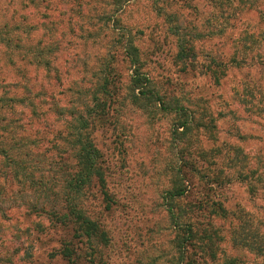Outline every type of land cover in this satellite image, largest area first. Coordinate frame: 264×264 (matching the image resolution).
Returning a JSON list of instances; mask_svg holds the SVG:
<instances>
[{
    "label": "rangeland",
    "instance_id": "obj_1",
    "mask_svg": "<svg viewBox=\"0 0 264 264\" xmlns=\"http://www.w3.org/2000/svg\"><path fill=\"white\" fill-rule=\"evenodd\" d=\"M106 14H115L117 21ZM129 43L138 48L135 65L124 56ZM187 48L193 52L185 53ZM178 53L193 63L184 67ZM232 55L240 64L232 61L223 69ZM262 62L264 0H0V93L4 81L12 82L18 73L36 93L41 85H53L58 72L65 84L75 82L74 89L91 87L92 100L100 94L101 72L109 63L115 75L109 94L117 100L107 102L109 125L92 135L106 160L112 203L107 209L104 195L93 186L88 210L105 239L92 238L91 247L75 243L81 259L74 263L57 255V229L33 211L28 196L23 198L17 182L6 181L0 168V264H178L183 229L169 211L174 204L191 216L192 199L171 201L166 191L184 180L200 197L204 187L216 188L228 209L225 221L216 215L211 221L218 261L236 257L240 264H264L258 251L264 246V191L255 193L246 177L256 158L264 160ZM138 66L152 79L151 89L178 97L165 100L169 107L184 105L186 112L134 102L130 94ZM6 90L12 94L16 87ZM62 90L57 84L48 92L61 100ZM187 118L194 124L178 131ZM26 134L13 137L14 142L27 138L14 151L29 152L27 160L39 157L28 162L31 171L35 160L45 162L55 138L47 134L42 141L34 131ZM233 159L247 167L234 165ZM208 217L199 220L207 224ZM240 232L252 239L255 250L245 247Z\"/></svg>",
    "mask_w": 264,
    "mask_h": 264
},
{
    "label": "trees",
    "instance_id": "obj_2",
    "mask_svg": "<svg viewBox=\"0 0 264 264\" xmlns=\"http://www.w3.org/2000/svg\"><path fill=\"white\" fill-rule=\"evenodd\" d=\"M122 1L126 4L130 0H115V4ZM103 17L111 20L118 19L115 14H106ZM129 44L128 50H131V53L123 46L124 56L125 59H130L132 65H135L138 48L133 43ZM191 52H193V48L185 50L187 54H191ZM36 57L40 66L43 67L45 63L41 54L38 53ZM180 59L178 53L177 60L184 67H188L191 62L193 63V60L184 62ZM236 60L235 55H232L229 60L223 62L222 68L224 69L232 61L237 63ZM237 64H240V61ZM258 65L264 69V62L258 63ZM113 72L114 70L108 63L104 71L101 72L103 76H100V81L103 82L99 86L100 94L95 96L94 93L92 100L91 87L87 89L79 85L77 89H74L75 82L71 81L70 84H65L66 78L58 72L52 78L55 83L49 84V88L57 86V84L58 87H62L60 96L63 98L61 100H56L55 94L48 92L49 88H43L42 85L38 88L39 91L33 93L31 81L27 80L28 78L22 73H18L17 78L12 82L4 81L5 90L0 93V168L3 170L4 179L17 182V186L20 187L19 193L23 198L24 194L28 196V200L27 198L26 200L28 203H32L33 211L39 212L51 220L52 228L57 229L56 234L60 236L58 240L60 248L56 250V253L72 263L81 259L77 255L81 248L75 246V243H86L91 247L92 238L101 237L105 239L106 237V232L91 218V212L88 209L91 207V187L93 186L99 187V191L104 195L103 200L107 204V209L111 207L112 203V197L106 190V160L92 135L99 131L98 129H104L106 125H109L107 102L110 104L117 103L116 98L110 97L112 94H109V85L115 78ZM134 72V77H132L133 92L130 94L134 102L152 103L165 111L186 112L187 107L184 105L169 107L165 100L178 97L169 95L166 98L162 90L151 89L149 86L152 79L145 72H142L139 66L135 67ZM210 74L214 75V72L211 71ZM214 80L219 83L220 79L214 78ZM10 84L16 87V91L12 94H8L6 90L7 85ZM43 89H46V92ZM46 95L48 96L46 97ZM95 98L98 102L91 107ZM262 109L264 111V107ZM214 120L212 117V124ZM192 123L194 124V119L187 118L181 125L177 126V130H188ZM215 126L217 127L216 124L213 125V127ZM32 131L39 135V140L44 141L47 134H52L55 140L52 142L50 140L52 145L51 150H49L50 155H43L45 162L35 160L37 164L29 171L28 162L39 159V157H32L27 160V157H30L29 152L14 151L15 145L18 143L26 144L27 138H20L14 142L13 137L21 134V132L31 134ZM259 159L256 158L258 163L255 164L251 173L246 174V177L251 178V182L253 181L254 187L252 188L255 193L260 188H263L264 191V160L262 164V159ZM231 161L234 165L239 163L242 168L247 167L241 160V162L236 159ZM215 189L211 186L204 187V193L200 197L194 190L192 183L184 180L182 186H176L174 189L166 191V198L171 199V201L192 199L191 216L182 206L176 208L172 204L170 211L168 209L172 220L177 225L178 223L181 224L183 229V236L180 237L181 242L179 244L181 258L178 264L239 263L236 257L220 263L216 257L217 251L213 248L215 233H213L211 226L212 218L216 215L225 221L228 214V209L217 199ZM17 206L18 204L15 202V208ZM208 213L209 220L207 219V224H203L199 219ZM184 217H190V221H183ZM181 226H178L179 231H181ZM246 229L243 228L241 231H246ZM240 233V238L246 245L245 247L255 250L252 246V239L243 235L242 232ZM256 237L257 235L251 236V238ZM257 238L260 239V237ZM216 239L217 241L221 240L219 236ZM247 244L251 246H247ZM258 251L259 254L263 255L264 246H260Z\"/></svg>",
    "mask_w": 264,
    "mask_h": 264
}]
</instances>
